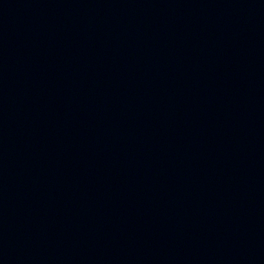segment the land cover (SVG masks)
I'll return each mask as SVG.
<instances>
[{"label":"water","instance_id":"water-1","mask_svg":"<svg viewBox=\"0 0 264 264\" xmlns=\"http://www.w3.org/2000/svg\"><path fill=\"white\" fill-rule=\"evenodd\" d=\"M0 264H264V0H0Z\"/></svg>","mask_w":264,"mask_h":264}]
</instances>
